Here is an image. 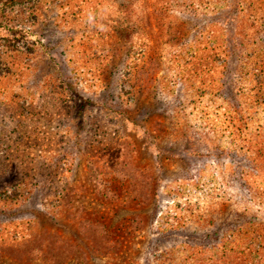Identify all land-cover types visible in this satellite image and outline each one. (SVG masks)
<instances>
[{"label":"rangeland","instance_id":"rangeland-1","mask_svg":"<svg viewBox=\"0 0 264 264\" xmlns=\"http://www.w3.org/2000/svg\"><path fill=\"white\" fill-rule=\"evenodd\" d=\"M0 264H264V0H0Z\"/></svg>","mask_w":264,"mask_h":264}]
</instances>
